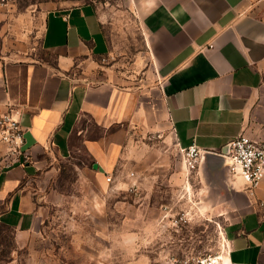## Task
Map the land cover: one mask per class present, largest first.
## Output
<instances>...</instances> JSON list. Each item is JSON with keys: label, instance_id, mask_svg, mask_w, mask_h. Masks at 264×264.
I'll list each match as a JSON object with an SVG mask.
<instances>
[{"label": "crops", "instance_id": "0c3cea01", "mask_svg": "<svg viewBox=\"0 0 264 264\" xmlns=\"http://www.w3.org/2000/svg\"><path fill=\"white\" fill-rule=\"evenodd\" d=\"M125 2L147 37L151 91L101 66L107 14L95 0L0 3V115L12 110L28 157L0 173V218L19 233L40 219L30 181L79 146L109 172L134 126L168 121L178 148L211 152L242 133L264 137V0ZM228 177L239 216L227 264H264V180L251 196Z\"/></svg>", "mask_w": 264, "mask_h": 264}, {"label": "rangeland", "instance_id": "374dc122", "mask_svg": "<svg viewBox=\"0 0 264 264\" xmlns=\"http://www.w3.org/2000/svg\"><path fill=\"white\" fill-rule=\"evenodd\" d=\"M95 1L107 14L109 52L101 66L151 91L158 81L140 22L125 0ZM259 14L264 17V6ZM8 155L0 135V173ZM94 164L79 146L37 173L27 187L39 222L19 233L0 218V264H197L221 253L227 260L239 215L227 202L223 171L216 163L209 173L189 172L168 121L128 128L109 172ZM5 208L0 197V214ZM259 208L264 224V205Z\"/></svg>", "mask_w": 264, "mask_h": 264}, {"label": "built area", "instance_id": "2783aa9c", "mask_svg": "<svg viewBox=\"0 0 264 264\" xmlns=\"http://www.w3.org/2000/svg\"><path fill=\"white\" fill-rule=\"evenodd\" d=\"M11 1L13 0H0V3L6 5ZM0 135L8 147L7 168H10L15 161L21 162L22 158L24 161L28 159L23 149L25 143L24 130L19 121L14 119L12 110L0 115ZM225 147L226 152L224 154L229 159V172L233 178H240L244 184V189L253 196L264 180V137L253 138L242 133ZM201 151L196 144L179 148L189 172H194L199 168ZM108 181H111V177H108ZM227 249L228 244L226 243L225 250ZM221 254L202 257L197 261V264H223Z\"/></svg>", "mask_w": 264, "mask_h": 264}, {"label": "water", "instance_id": "95a60500", "mask_svg": "<svg viewBox=\"0 0 264 264\" xmlns=\"http://www.w3.org/2000/svg\"><path fill=\"white\" fill-rule=\"evenodd\" d=\"M226 152V147L221 152H211V151H201L200 165L205 171L208 173L215 168L216 163H218L223 171V185L226 188L227 196L232 193L233 189L235 190V186L230 181L229 174V159L224 154ZM213 157V159H210ZM98 165L94 164V168H97Z\"/></svg>", "mask_w": 264, "mask_h": 264}, {"label": "bare ground", "instance_id": "6f19581e", "mask_svg": "<svg viewBox=\"0 0 264 264\" xmlns=\"http://www.w3.org/2000/svg\"><path fill=\"white\" fill-rule=\"evenodd\" d=\"M221 257H222V261H223V256H221ZM225 257H226V256H225ZM226 261H227V260H225L224 263H226ZM224 263H223V264H224ZM227 263H228V262H227Z\"/></svg>", "mask_w": 264, "mask_h": 264}, {"label": "trees", "instance_id": "16d2710c", "mask_svg": "<svg viewBox=\"0 0 264 264\" xmlns=\"http://www.w3.org/2000/svg\"><path fill=\"white\" fill-rule=\"evenodd\" d=\"M5 224V223H4ZM5 225H7V224H5ZM8 226V225H7ZM10 227V226H9Z\"/></svg>", "mask_w": 264, "mask_h": 264}]
</instances>
